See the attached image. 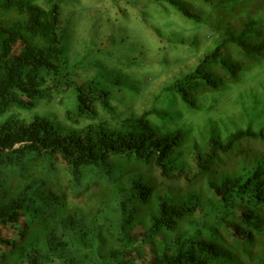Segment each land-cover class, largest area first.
<instances>
[{"label":"trees","instance_id":"1","mask_svg":"<svg viewBox=\"0 0 264 264\" xmlns=\"http://www.w3.org/2000/svg\"><path fill=\"white\" fill-rule=\"evenodd\" d=\"M228 6L153 95L150 130L114 141L106 124L132 114L63 71L57 4L0 0V264H264V97L242 88L264 0ZM51 87L73 89L71 124L37 111Z\"/></svg>","mask_w":264,"mask_h":264},{"label":"rangeland","instance_id":"2","mask_svg":"<svg viewBox=\"0 0 264 264\" xmlns=\"http://www.w3.org/2000/svg\"><path fill=\"white\" fill-rule=\"evenodd\" d=\"M38 1L46 7V0ZM229 1L53 0L63 71L77 83L92 82L114 105L128 110L123 113L132 114L127 127L115 121L106 124L109 140L134 141L150 130L153 95L192 70L214 47L220 32L213 13L224 15ZM245 80V99L250 104L254 93L259 103L264 97V62ZM72 91L51 87L37 111L71 124L64 109Z\"/></svg>","mask_w":264,"mask_h":264}]
</instances>
